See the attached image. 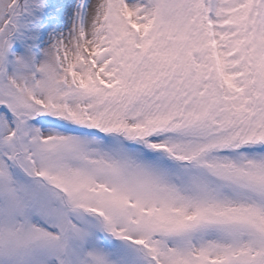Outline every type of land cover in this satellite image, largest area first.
<instances>
[{
    "label": "snow or ice",
    "instance_id": "6c2138e0",
    "mask_svg": "<svg viewBox=\"0 0 264 264\" xmlns=\"http://www.w3.org/2000/svg\"><path fill=\"white\" fill-rule=\"evenodd\" d=\"M0 264H264V0H0Z\"/></svg>",
    "mask_w": 264,
    "mask_h": 264
}]
</instances>
